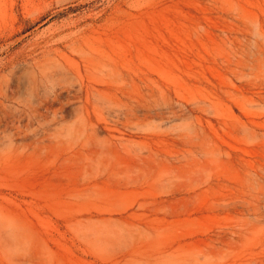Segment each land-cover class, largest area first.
<instances>
[{
  "label": "rangeland",
  "instance_id": "374dc122",
  "mask_svg": "<svg viewBox=\"0 0 264 264\" xmlns=\"http://www.w3.org/2000/svg\"><path fill=\"white\" fill-rule=\"evenodd\" d=\"M0 264H264V0H0Z\"/></svg>",
  "mask_w": 264,
  "mask_h": 264
}]
</instances>
